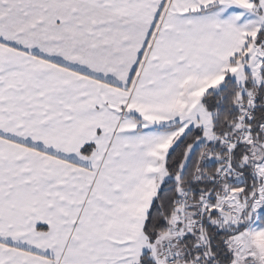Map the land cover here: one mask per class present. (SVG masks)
<instances>
[{"label": "snow or ice", "instance_id": "obj_1", "mask_svg": "<svg viewBox=\"0 0 264 264\" xmlns=\"http://www.w3.org/2000/svg\"><path fill=\"white\" fill-rule=\"evenodd\" d=\"M0 264H264V0H0Z\"/></svg>", "mask_w": 264, "mask_h": 264}]
</instances>
